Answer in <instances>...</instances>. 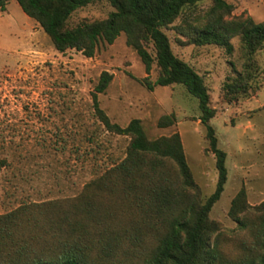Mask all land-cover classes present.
<instances>
[{
	"label": "trees",
	"instance_id": "trees-1",
	"mask_svg": "<svg viewBox=\"0 0 264 264\" xmlns=\"http://www.w3.org/2000/svg\"><path fill=\"white\" fill-rule=\"evenodd\" d=\"M92 1L17 0L57 50L92 56L123 32L144 65L146 75L139 80L148 89L181 83L196 96L207 150L215 159L214 189L200 196L178 131L149 137L139 117L125 125L111 120L98 94L113 73L102 70L91 90L92 105L107 130L129 137L124 156L73 195L22 201L0 212V264H264V199L252 205L245 186L236 191L228 209L236 222L232 236L210 216L227 179L226 151L210 123L216 108L203 74L173 51L167 33L179 32L181 45L212 43L228 53L231 38L239 36L244 73L226 82L235 93L247 90L255 54L264 47V16L234 14L229 0H107L113 9L105 17L68 23L76 8ZM7 2L0 0L1 10ZM175 119L173 111L163 113L157 124Z\"/></svg>",
	"mask_w": 264,
	"mask_h": 264
},
{
	"label": "rangeland",
	"instance_id": "rangeland-1",
	"mask_svg": "<svg viewBox=\"0 0 264 264\" xmlns=\"http://www.w3.org/2000/svg\"><path fill=\"white\" fill-rule=\"evenodd\" d=\"M229 1L234 14L262 19L263 0ZM112 9L109 1L94 0L76 8L68 23L105 17ZM167 33L173 51L203 74L216 108L210 123L226 151L227 179L210 216L232 236L236 222L228 209L236 191L245 186L252 205L264 199V47L255 54L247 90L231 93L226 82L244 73L239 36L231 38L228 53L212 43L181 45L179 32L170 28ZM102 70L113 73L98 94L111 120L125 125L139 117L149 137L178 131L200 196L214 189V154L207 150L197 97L183 84L148 89L139 80L146 75L144 65L123 32L92 56L75 48L59 51L17 0H8L0 9V212L22 201L73 195L124 156L129 137L107 130L92 105L91 90ZM155 75L153 63L149 77ZM171 111L175 121L159 126L158 117Z\"/></svg>",
	"mask_w": 264,
	"mask_h": 264
},
{
	"label": "crops",
	"instance_id": "crops-1",
	"mask_svg": "<svg viewBox=\"0 0 264 264\" xmlns=\"http://www.w3.org/2000/svg\"><path fill=\"white\" fill-rule=\"evenodd\" d=\"M263 16H264V13H263V15L261 16V18H263Z\"/></svg>",
	"mask_w": 264,
	"mask_h": 264
}]
</instances>
